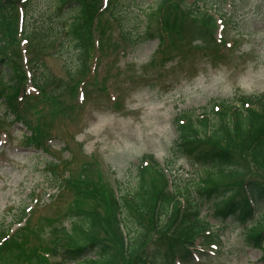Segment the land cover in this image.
I'll return each instance as SVG.
<instances>
[{"label":"rangeland","instance_id":"374dc122","mask_svg":"<svg viewBox=\"0 0 264 264\" xmlns=\"http://www.w3.org/2000/svg\"><path fill=\"white\" fill-rule=\"evenodd\" d=\"M167 1L175 4L176 13L172 18L206 9L218 44L191 42L184 31L185 38L163 33L162 40L154 38L131 49L119 43L116 23L105 14L99 18L94 35L93 32L85 35L83 60L91 70L85 82L69 80L65 63L71 56L66 51L63 54L41 52L40 57L45 59L51 72L67 81L70 89L64 94L37 93L27 82L23 91L28 97L20 102L29 101L33 105H21L24 110L22 116L19 112L21 118H13L7 101L0 100V230L9 228L12 233L30 220L33 233L27 253L51 245L55 227L65 226L70 230L69 215L74 213L75 189L60 187V176L48 170V161L56 163L55 157L61 162L71 155V162L65 164L68 171L62 165L58 172L63 178L71 177L69 186L85 163L91 165L86 174L94 184V195L84 201L83 207L99 211L102 216L106 215L107 204L101 192L118 195L135 192L139 169L146 164L143 157L147 155L154 157V162L149 160L143 167L149 172L147 179L156 177L155 169H161L168 181L171 179L170 191L187 186L194 192L198 173L203 171L201 166L192 164L187 157L171 155L178 137L177 115L212 114V103L231 104L238 97L264 92V0ZM119 3L123 11L126 9L121 7H126L127 13L137 15V6L147 8L153 0H120ZM30 5L39 13L34 20L44 18L47 0H32ZM99 7L94 2L86 12L96 14ZM158 11L152 17L154 30H161L163 15L168 16L164 9L157 18ZM31 13L29 9V18ZM3 17L0 7V40L6 46L0 58L6 53L13 63H26L25 56L35 54L44 39L51 41V36H37L26 45L18 28L17 31L6 29ZM219 19L225 25L223 31ZM36 25L41 26V22ZM101 27L106 30L102 35L99 34ZM95 73L98 84H92ZM81 83L83 87L79 89ZM38 124L46 141L37 148L27 143L24 130L26 127L38 129ZM167 157L173 161L165 168L163 163ZM244 157L248 163L250 156ZM250 166V176L264 178L263 162L252 161ZM243 176L234 182L239 183ZM28 206L32 208L29 220H18L20 212ZM209 208L204 207L203 216L218 228L221 223L212 218ZM261 217L264 220V214ZM226 226L221 239L212 241V232L207 234L210 242L196 239L193 259L182 264H264V250L246 245L241 226L231 223ZM98 232L105 234L102 228ZM212 242L217 248L210 245ZM201 246L206 249H200ZM156 249L161 246H149L147 260L144 258L142 264L166 263L150 255ZM178 260L176 257L174 264H180ZM10 264H23V260L15 257ZM117 264L131 263L119 256Z\"/></svg>","mask_w":264,"mask_h":264},{"label":"trees","instance_id":"16d2710c","mask_svg":"<svg viewBox=\"0 0 264 264\" xmlns=\"http://www.w3.org/2000/svg\"><path fill=\"white\" fill-rule=\"evenodd\" d=\"M119 1L47 0L44 18L38 21L34 20L35 14L39 13L30 5L32 0L0 1L6 29H19L21 10L25 16V40L32 43L37 36H51L50 42L44 39L35 54L29 56L33 86L39 93L64 94L70 89L67 81L51 72L45 59L40 57L41 52L63 54L66 51L65 54L71 56L65 63L69 80L85 82L91 71L90 65L87 67L83 60L85 35L87 32L94 35L99 18L105 14L116 23L119 43L131 49L154 38L162 40L163 33L168 37L185 38L184 31L191 37V42L218 44L210 27L211 19L206 17V9L192 10L184 17L172 18L176 13L174 3L153 0L147 8L137 6L139 14L134 15L131 11L127 13L129 9L126 7H121L125 11L120 9ZM94 2L100 4L97 13H87L86 9ZM163 7L168 16L163 15L161 30H154L152 17L158 9L157 18L160 17ZM29 9L32 11L30 18ZM38 22L41 26L36 25ZM105 31L101 27L99 34ZM5 48L0 40V53ZM26 81L23 64L13 63L6 53L3 54L0 58V99L4 98L8 108L19 118V112L22 116L24 111L21 105L29 103L19 101ZM98 83L99 77L95 73L92 84ZM29 104L33 105L32 102ZM210 112L212 114L205 112L202 117L195 112H185L175 118L178 137L171 155L173 158L187 157L203 170L198 173L199 181L195 182L194 192L187 186L170 191L164 171L155 169L156 177L149 180L146 177L149 172L143 168L135 192L120 197L109 191L101 192L107 204L106 215L102 216L99 211L83 207L84 201L94 195V184L86 174L91 165L85 163L78 177H72V186L68 184L70 179H59L62 189L74 187L77 194L72 203L74 213L69 215L70 230L65 226L55 227L51 232L54 235L51 245L27 253L33 233L29 219L25 227L13 234L9 233V228L2 229L0 264H10L15 257L22 259L23 264H117L119 256L131 264H142L144 258L147 259L150 245L161 246V249L153 250L154 259L162 258L165 264H174V259L179 256L182 263H187L193 258L190 247H195L196 239L210 242L207 234L212 232V241L218 240L229 223L241 226L246 245L264 250V220L261 217L264 214V178L250 176L252 161L264 164V93L238 97L231 104L225 101L212 103ZM30 129L32 134L24 135L27 143L42 146L46 137L40 124L38 129ZM244 156H250L248 163ZM146 158L154 162L153 155ZM173 158H166L167 168ZM243 175L245 178L235 183L237 177ZM206 206L210 207L212 218L222 224L218 228L203 216ZM28 214L23 209L18 220ZM99 228L105 231L104 235L99 234Z\"/></svg>","mask_w":264,"mask_h":264}]
</instances>
